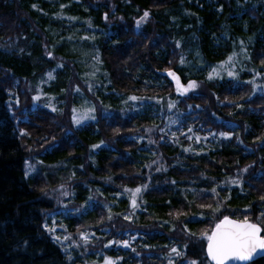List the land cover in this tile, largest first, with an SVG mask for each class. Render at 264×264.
Masks as SVG:
<instances>
[{
	"label": "trees",
	"instance_id": "trees-1",
	"mask_svg": "<svg viewBox=\"0 0 264 264\" xmlns=\"http://www.w3.org/2000/svg\"><path fill=\"white\" fill-rule=\"evenodd\" d=\"M74 19L94 25L91 44L108 102L171 97L183 129L229 139L206 154L183 156L161 133L154 111L105 114L96 97L95 120L75 126L74 88L82 82L63 51L71 40L65 22ZM239 38L251 66L263 70L264 0H0V264H83L86 255L70 256L46 222L99 191L145 188V208L130 219L97 206L87 219L67 223L73 237L94 229L88 252L102 251L115 264H168L173 248L179 250L173 264L206 260L202 234L224 216L264 221V91L255 90L263 80L246 71L209 79L208 72L233 55ZM58 58L63 67L52 90L62 103L56 110L35 107L30 69L53 71ZM169 72L184 84L195 81L196 89L177 94ZM144 144L161 168L142 164L137 153ZM37 163L27 175L26 166ZM63 163L68 176L55 172ZM125 201L121 196L118 211ZM252 264H264V257Z\"/></svg>",
	"mask_w": 264,
	"mask_h": 264
},
{
	"label": "rangeland",
	"instance_id": "rangeland-1",
	"mask_svg": "<svg viewBox=\"0 0 264 264\" xmlns=\"http://www.w3.org/2000/svg\"><path fill=\"white\" fill-rule=\"evenodd\" d=\"M65 23L66 25H70V29L72 30L67 29V35L71 38V40H67V42L69 41L68 46L63 51L67 55H69L72 63L75 64V66L78 68L79 76L82 82L81 84H77L74 88L75 100L74 105L72 106L73 111L70 115V119L72 120L75 126L87 123L90 120H95L83 117H90L93 115L96 116V105L94 103V99L96 97L99 101L102 102L105 114L111 113L114 109L122 112L123 114L134 111H154L153 117L154 120L158 122V124L161 126V133L170 142H173L177 149L182 152L183 156H197L201 154H206L210 150H213L218 146H222V144L226 142L227 139H229V137H227V135L225 134L212 135L211 137H200L199 135H196L193 131L189 132V129H183V125L179 124V121L181 120V115L177 110L176 101L171 97H136V100L130 99L131 97H117L116 99L113 98V102H108L106 96L108 82L101 70L99 55L91 44V41L94 39L96 33L93 23L91 22V20L89 21V19L83 21L74 19L71 23ZM51 35L54 36L53 38H56L55 33H51ZM80 35L81 38L79 40V38L77 37H79ZM86 37L88 39V43L83 42V40H86ZM237 45L240 48H237ZM14 47H17L16 41H14ZM231 58L232 59L230 61L228 58L227 61L219 64L218 66H216V68L213 66L209 68V76L211 75L222 77L224 75L226 77H234L236 73L240 71L252 72L253 78L263 80V82H256L255 90L264 91V69L257 70L253 66H251L250 57L246 56L245 41L241 40L240 38L235 41L234 51ZM186 62L187 61L182 62L183 65L185 64V68L189 67L193 60L191 58L190 60H188V64ZM62 67V58H58L56 60V65L53 71L38 75L37 73H35L34 68L30 69V84L31 89L34 93L33 99L35 97H39V99H34L35 107L44 106L51 110H56L59 108V105L62 103V100H60L58 95L53 92L52 86L53 81H55V71L61 69ZM196 67L203 68L204 66H200V64L197 63ZM229 72L232 73L231 76L228 74ZM49 73H51L53 77L52 79H49ZM175 76L178 78L177 75ZM171 78L176 88V93L181 95L177 88L176 79H174L172 76ZM187 84H184L180 81L181 87H186ZM77 88L79 89V91H76ZM192 90H189L183 95L188 94ZM61 94H64L63 90L61 91ZM170 103L174 104L175 106L169 108ZM90 109H94V112L90 111ZM77 121H79V123H77ZM139 141H146V139L143 137L142 139H139ZM142 147L143 149L137 153L141 159L140 161L142 162V164L146 166L150 165V167H158L160 165V160L154 159V153H150L147 144H144ZM60 167L59 169L55 170V172L58 175L60 173H65L67 175L69 171L67 169L66 163L61 164ZM38 168L39 163H37L36 165H27V175L31 176L38 170ZM159 168H161V166H159ZM46 172H49V170H47ZM192 189L193 188H190V190ZM144 191L145 188H141V192L139 194H136V208L132 207L133 191L125 192L123 194H111L108 192L105 193L103 191H99L98 194H90L86 202H84L80 208L73 209L71 207L65 206L60 214H50L47 218L46 228L49 231L50 235L53 237V239L54 237H59L58 240H54H56L62 246V248L67 251L70 256L77 257L81 255H86V258L84 257L83 264H105L106 258L110 260L112 259L104 252H88V244L92 241H95L98 237L96 231L91 228L88 231L79 234L77 237H73L71 234H69L67 229V223L69 219L74 216L81 217V219H87L89 214H91L97 206L104 207L109 212L110 216L115 213H120L124 216L130 217L138 210L145 208V204L141 202V195H143ZM121 196L126 201L124 203V207L120 211H118V204L123 205V203H120ZM82 236H86L87 240L82 239ZM129 244L130 243H128V245ZM110 246H123V243H117L115 245L114 242H110L107 244V247ZM177 253H179L178 249L177 252L172 251V253H170V255L167 257L168 264H173L172 261L175 256L178 255Z\"/></svg>",
	"mask_w": 264,
	"mask_h": 264
},
{
	"label": "snow or ice",
	"instance_id": "snow-or-ice-1",
	"mask_svg": "<svg viewBox=\"0 0 264 264\" xmlns=\"http://www.w3.org/2000/svg\"><path fill=\"white\" fill-rule=\"evenodd\" d=\"M148 15L149 13L145 12L143 18L148 17ZM105 19H107V17H105ZM139 24L140 21H137V26H139ZM231 59L232 58L229 57V61ZM228 74L230 76L232 75L231 72H229ZM168 75L176 79L177 88L181 95L197 87L195 81L189 82L186 87H181L180 81L175 76V73L169 72ZM52 78L53 77L51 73H49V79ZM211 78L212 77L210 75L209 79ZM76 91H79V89L77 88ZM34 99H39V97H35ZM130 99L136 100L137 98L131 97ZM174 106L175 105L172 103L169 104V108H172ZM90 111L94 112V109H90ZM83 118L95 119V116H86ZM77 123H79V121H77ZM191 131L192 129L189 128V132ZM93 147L98 148L100 147V145H94ZM243 171H247V169H244ZM125 191H133L132 207L136 208L137 204L135 197L136 194H139L141 192V188H136L135 190L126 189ZM212 191L215 193V189H213ZM261 199L264 200V197H261ZM207 207L211 208V205H208ZM212 210L214 212L219 211V207L217 206V208ZM261 217H264V213H261ZM109 219H111V217H109ZM124 219L127 220L130 219V217L125 216ZM262 232H264V221L255 223L250 222L247 216H245L243 220H233L228 216H224L223 219H220L219 222L215 224V227L212 229L211 234H202L201 238L207 240L206 260L198 261L196 259H193L189 261V264H207V261H211L212 264H230V262L251 261L256 255L264 256V235H262ZM189 234L195 235L194 233ZM54 239L58 240L59 237H54ZM82 239L87 240V237L82 236ZM123 246L128 247V243L123 242ZM172 251L177 252V249L173 248ZM177 254L179 255V253ZM105 264H115V262L106 258Z\"/></svg>",
	"mask_w": 264,
	"mask_h": 264
},
{
	"label": "water",
	"instance_id": "water-1",
	"mask_svg": "<svg viewBox=\"0 0 264 264\" xmlns=\"http://www.w3.org/2000/svg\"><path fill=\"white\" fill-rule=\"evenodd\" d=\"M230 219H233V218H230ZM233 220H237V219H233ZM206 248H207V243H206V247H205V252H206ZM263 257L264 256L256 255V256L253 257V260H251V261H247V262H230V264H251V263L255 262L256 260H258L260 258H263ZM209 262L212 264L211 261H209Z\"/></svg>",
	"mask_w": 264,
	"mask_h": 264
}]
</instances>
